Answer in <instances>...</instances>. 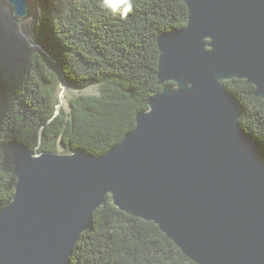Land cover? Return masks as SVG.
I'll list each match as a JSON object with an SVG mask.
<instances>
[{
  "label": "water",
  "instance_id": "1",
  "mask_svg": "<svg viewBox=\"0 0 264 264\" xmlns=\"http://www.w3.org/2000/svg\"><path fill=\"white\" fill-rule=\"evenodd\" d=\"M5 1L19 20L29 14L27 0ZM182 2L184 27L156 38L160 88L118 144L94 156L9 142L16 180L0 209V264H69L108 194L197 264H264V156L224 86L243 79L264 99V0Z\"/></svg>",
  "mask_w": 264,
  "mask_h": 264
},
{
  "label": "trees",
  "instance_id": "2",
  "mask_svg": "<svg viewBox=\"0 0 264 264\" xmlns=\"http://www.w3.org/2000/svg\"><path fill=\"white\" fill-rule=\"evenodd\" d=\"M36 0L34 43L19 46L0 22V209L14 192L12 140L34 152L83 150L102 155L148 108L157 83V36L184 27L182 0ZM47 52L48 55L45 53ZM78 88L101 84L100 95L69 99L70 111H55L61 79ZM241 106L240 123L264 156V99L243 79L224 81ZM79 236L69 264H197L151 221L119 210L108 194Z\"/></svg>",
  "mask_w": 264,
  "mask_h": 264
},
{
  "label": "rangeland",
  "instance_id": "3",
  "mask_svg": "<svg viewBox=\"0 0 264 264\" xmlns=\"http://www.w3.org/2000/svg\"><path fill=\"white\" fill-rule=\"evenodd\" d=\"M0 22L2 23L3 27L7 31V33L10 35L12 39H14V42L19 45L23 46L24 44L28 43V41L25 39V36L23 33H26V35L30 38L32 42L35 41L37 30H38V10L35 2L32 0V2H28L29 7V14L31 16V19L29 21L19 20L18 17H14L12 13V9L10 5L5 0H0ZM33 15H32V14ZM24 23V24H22ZM65 80H60L58 84L56 85L54 89V98L57 102L60 100L61 97H65V104L61 107V109L65 110L66 113H69L70 111V105H69V99L73 97H77L80 94L85 95H100L101 94V84H92L85 88H78L75 85H72L70 83H67L66 90L63 94V90H61L60 85L61 83H64ZM62 152V145L61 143H58V151Z\"/></svg>",
  "mask_w": 264,
  "mask_h": 264
},
{
  "label": "clouds",
  "instance_id": "4",
  "mask_svg": "<svg viewBox=\"0 0 264 264\" xmlns=\"http://www.w3.org/2000/svg\"><path fill=\"white\" fill-rule=\"evenodd\" d=\"M123 2L125 4V11L131 10L130 0H123ZM103 5L105 7L112 8L113 11H115V2H114V0H103Z\"/></svg>",
  "mask_w": 264,
  "mask_h": 264
},
{
  "label": "bare ground",
  "instance_id": "5",
  "mask_svg": "<svg viewBox=\"0 0 264 264\" xmlns=\"http://www.w3.org/2000/svg\"><path fill=\"white\" fill-rule=\"evenodd\" d=\"M27 1L30 2V3L32 2V0H27ZM33 1H34V0H33ZM0 3H1V2H0ZM31 14H32V13H31ZM32 15H33V14H32ZM27 16H28V15H27ZM27 16H26V17H27ZM26 17H25V18H26ZM25 18H24V19H25ZM24 19H22V20H24ZM29 19H31V16H30V15H29L24 21L27 22V21H29ZM22 20H21V21H22ZM22 24H24V23H22ZM66 87H67L66 82L61 83L60 88H61V90H63V94H64V92H65V90H66ZM60 102H61V103H60L59 108H61V107L65 104V97H64V96L60 98Z\"/></svg>",
  "mask_w": 264,
  "mask_h": 264
}]
</instances>
